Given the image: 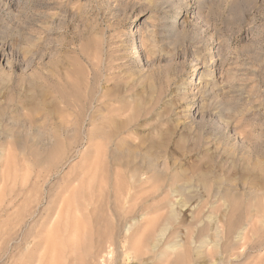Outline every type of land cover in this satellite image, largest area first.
I'll list each match as a JSON object with an SVG mask.
<instances>
[{
	"label": "rangeland",
	"instance_id": "1",
	"mask_svg": "<svg viewBox=\"0 0 264 264\" xmlns=\"http://www.w3.org/2000/svg\"><path fill=\"white\" fill-rule=\"evenodd\" d=\"M160 3L0 0V264H264V44Z\"/></svg>",
	"mask_w": 264,
	"mask_h": 264
},
{
	"label": "clouds",
	"instance_id": "2",
	"mask_svg": "<svg viewBox=\"0 0 264 264\" xmlns=\"http://www.w3.org/2000/svg\"><path fill=\"white\" fill-rule=\"evenodd\" d=\"M161 6L160 0H128V7L137 8L139 7L143 13H155ZM91 4H77L76 8H89ZM203 8L204 5H201ZM216 11L224 14L228 21L237 31H246L251 34L253 40H259L264 44V0H214L212 10L209 14H214ZM183 16L184 20L187 19L186 13L176 14V23L179 25L183 22L181 19ZM190 22V21H189ZM24 51V58L26 61L31 63V60H35L36 57L42 58V53L39 49L33 50L32 47H26L22 49ZM170 56H174L175 53H168ZM31 58V60L29 59ZM33 83L38 87H51V85H46V82L38 80L39 73L34 72L31 74ZM146 110L143 111H133L129 110L125 117H123L124 123L118 130L119 133L128 132L126 136L123 137L125 140H131V132L128 131L137 120L141 119V116H148L151 109L145 106ZM219 111V108H218ZM220 117L223 119V112L220 111ZM87 118V117H86ZM222 134L226 131L223 124L218 128ZM5 130H0V135L4 134ZM170 135L165 129H160L157 131L156 135L153 137L155 141L158 142L159 151L162 153L167 148V137ZM264 139V137H262ZM137 143H139L137 141ZM261 150L264 151V145L261 146ZM125 160H129L131 163H135L134 159L125 157ZM124 162V160H121ZM264 163V161H262ZM167 171L166 168L160 167L153 174L154 178L160 181V186H163L164 173ZM144 180V177H141ZM143 187V185H142ZM128 195H132V191L129 190ZM127 199V197H125ZM134 210V209H133ZM103 228V224L101 225ZM104 251V240L103 233H101V239L95 251L94 258L90 261V264H101L99 260L100 254ZM3 264H16L15 260L9 261L7 259V254L3 258Z\"/></svg>",
	"mask_w": 264,
	"mask_h": 264
},
{
	"label": "bare ground",
	"instance_id": "3",
	"mask_svg": "<svg viewBox=\"0 0 264 264\" xmlns=\"http://www.w3.org/2000/svg\"><path fill=\"white\" fill-rule=\"evenodd\" d=\"M135 54L138 55V52H136ZM119 134H120L119 131H117V133L115 134V137H117Z\"/></svg>",
	"mask_w": 264,
	"mask_h": 264
}]
</instances>
